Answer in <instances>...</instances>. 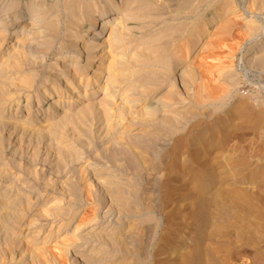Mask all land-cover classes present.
Instances as JSON below:
<instances>
[{"label": "rangeland", "instance_id": "obj_1", "mask_svg": "<svg viewBox=\"0 0 264 264\" xmlns=\"http://www.w3.org/2000/svg\"><path fill=\"white\" fill-rule=\"evenodd\" d=\"M27 1L0 0V9L13 15ZM32 1L59 33L56 47L33 49L18 68L10 59L27 48L14 41L40 30L20 34L32 19L0 23V264H264V48L247 54L264 39V12H247V0H117L129 16H112L126 28L123 54L106 47L102 61L118 57L113 81L104 71L91 105H61L68 116L23 125L53 79L73 0ZM213 13V33L183 61ZM25 90L29 105L18 97ZM48 105L44 98L40 108ZM54 200L64 210L49 220L42 210ZM74 217L86 226L66 243L74 222L66 231L58 222Z\"/></svg>", "mask_w": 264, "mask_h": 264}, {"label": "bare ground", "instance_id": "obj_2", "mask_svg": "<svg viewBox=\"0 0 264 264\" xmlns=\"http://www.w3.org/2000/svg\"><path fill=\"white\" fill-rule=\"evenodd\" d=\"M247 1H249V4L246 8L247 12L251 14H258L260 13L259 11L264 12V0H247ZM118 2L119 1L117 0H73L70 3L71 5L67 8V12H66L67 18L65 21V30L62 33L64 38V40L62 41L65 42L67 45L62 44L56 49L57 52H59V54L57 53L58 55L55 58L56 66L55 68H53L55 69L54 74H52L53 79H51L50 83H48L47 81L45 82V85L42 88L43 91H41L37 96H35V99H33V102L35 101L36 105L28 106L27 118L19 121L20 122L19 124L24 125V123H29L32 116H37V115L40 116L42 114H47L48 116H52V114L56 111H61L63 112V114L67 113V115L64 114V116H68L69 111H67V109H63L64 105H68V107H75L79 105L82 106V104L80 103L81 101H83L84 103L86 102L85 106L91 105L90 100L91 98H93L95 91L98 89L97 87L100 84V81L106 77L103 75L104 71L108 72L106 81L109 82L113 81L114 79L113 74H111L112 72L111 73L109 72V68L111 69L113 67L114 65L113 60H115L118 57H114L115 59L112 60L110 59L111 60V61L109 60L110 64L106 68L104 67V63H102V61H104L106 54L109 53L105 51L106 47H110L109 49H112V51L113 50L116 51L115 52L116 54H114L115 56H120L121 54H123L122 50H120L121 41L122 39H124V37L122 36L123 31H125L126 29L125 26H123L124 25V22L122 21L123 17L115 16V18H113L112 16L116 11H119L121 13L119 15H123L124 17L129 15L126 12V8L123 5H121L122 2L120 3ZM25 6H26L25 11L20 9L13 15H11L8 12H4L3 10L0 9V18H1L0 23L2 24H5L6 20H9L11 22H15L16 20L22 18L33 20V23L31 24L28 23L27 24L25 23L24 25L22 24L23 27L21 28L20 34L26 33L27 30L28 31L33 29L40 30L37 35L30 33L28 36L29 38L24 39L23 37V40L21 37L18 36V39L14 41L15 43L18 42L19 46L27 48L26 50L23 49L24 51L22 52H15V54L10 59L12 60L11 61L12 66L18 68L23 66V64L27 61L28 58H30V56H33L34 54L33 49L38 48V50L39 51L41 50L43 54L48 53L55 46V40L58 37V33H59L57 30L58 29L57 23L55 22V20L48 19L49 10L44 7L42 2L29 0L25 2ZM218 17L219 16H217L216 13L211 14L210 19L208 18L209 21L207 23L205 22L206 24L204 26H199V28L195 29L194 33L189 38V44H187V48L182 57L183 61L191 59L195 55L198 47L201 45L204 39L208 35H211L213 33L212 24L215 21V19ZM238 17L245 18L244 12L239 13ZM36 21H39L38 25L41 26L36 27L35 24ZM252 22L253 21H250L248 26L251 27ZM107 27H108V32L105 33L106 36H104L102 35V33H104ZM44 37L46 39H44ZM30 40L31 41L36 40V41L31 42ZM263 48H264V39H259L254 45L249 47L247 54L249 55V54L258 53ZM97 52L99 53L96 54ZM36 53H38V51ZM39 58H41V61H43L44 56ZM147 60L148 57L146 61ZM185 63H186L184 65L185 68L183 67L182 71H180V69H178L177 71V74L175 76L176 83L180 80L181 73H183L189 67L187 62ZM34 75L35 74H32V76ZM64 78L66 79V81L64 82V85L61 86L62 84L60 82L63 81ZM26 82L28 86L31 85L30 87L27 88L31 89L32 84H29L30 83L29 78L27 77H26ZM117 84L119 83L113 82V84L109 85L107 89L109 91H113V88L111 87L119 86ZM33 91L25 90L18 97L21 98L23 95H28L27 97L28 103L26 105H29L30 100L32 99L31 95L33 94L32 93ZM125 92L127 94L129 92V89L127 87L123 93ZM127 94L124 95V97H127ZM44 98L48 99L49 105L46 108L41 109L40 104L42 103ZM125 102L127 101L125 100ZM61 105H63V107ZM19 106H20V102L16 104L17 109L15 110H19L18 109ZM85 106L83 105L82 107ZM91 115L89 114V116ZM15 183L17 184L22 183L21 188L25 190V192L33 189L32 185L30 183H25L24 181H22L21 177L16 176ZM26 195H28V193ZM56 204L58 206L53 208L52 205H56ZM63 210L64 209L60 206V201L54 200L48 207L42 210V213L50 218L51 216L59 215L57 213ZM54 218H56L57 220L59 219L57 217ZM49 220H51V218ZM71 222H74L73 225L74 230L72 233L67 234L68 237L64 235V237L66 236V240H65L66 243L67 242L70 243L71 241H75L77 238L82 237L83 234L81 235L80 232L83 229H85L86 226V224L81 223L79 219L78 218L75 219V217L73 218V221L71 219L69 223L68 222L65 223V221L58 223H60V227H61L60 229H65L66 231L69 229ZM98 223L99 222L97 219L93 220V222L91 223V227H92L91 229L92 230L98 229L99 227L96 226V224ZM55 224L56 223L50 224L49 231L56 227ZM39 227L41 228L44 227V223L42 221L39 224ZM109 228L110 226L106 224L102 227L101 230L109 229ZM60 229L57 230L59 231Z\"/></svg>", "mask_w": 264, "mask_h": 264}]
</instances>
